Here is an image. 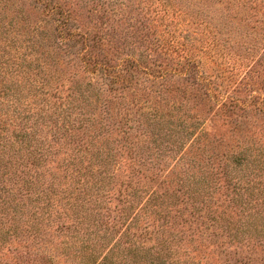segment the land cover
Segmentation results:
<instances>
[{"label": "trees", "instance_id": "16d2710c", "mask_svg": "<svg viewBox=\"0 0 264 264\" xmlns=\"http://www.w3.org/2000/svg\"><path fill=\"white\" fill-rule=\"evenodd\" d=\"M35 2L55 24L73 86L28 106L16 91L5 96L10 79L0 74V264H188L208 238L224 236V264L262 262L264 239L248 251L244 233L259 235L264 215V45L234 86L236 66L202 71L192 48L204 31L190 25L171 38L146 33L128 50L110 18L119 3ZM157 14L146 17L152 26L167 15ZM211 22L198 54L243 62ZM144 215L153 218V254L132 261L136 243L125 238ZM129 218L103 250L102 234L112 239Z\"/></svg>", "mask_w": 264, "mask_h": 264}, {"label": "rangeland", "instance_id": "374dc122", "mask_svg": "<svg viewBox=\"0 0 264 264\" xmlns=\"http://www.w3.org/2000/svg\"><path fill=\"white\" fill-rule=\"evenodd\" d=\"M106 1L109 2L110 0ZM112 1L120 5L119 13L112 14L110 18H112V22L116 20L120 26V35L125 44V49L130 47L128 46L129 42L133 39L136 40L138 45L143 44L146 33H149V37L151 36L154 39L161 37L163 39L165 32L168 31L169 34H166L165 37L171 38L174 36L175 31L177 35L181 34L182 29L188 28V25L193 31H204L199 36L203 41L205 34L209 31L205 32L203 21H212L213 26L211 27L215 30L214 32L224 39L228 38L229 44L235 46L234 49L232 48L233 50L231 49L232 53L234 55H243L245 59L243 62L241 59L235 62L229 59L230 56L221 57L222 53L218 50H215V53L220 57L215 56L214 61L209 55L200 56L198 50L202 46V41H199L198 46L194 45L192 48L193 53L196 51L197 59L203 68L202 71L207 74H211L214 71L216 73L221 72L223 69L230 70L232 69L231 67L236 66L234 70L236 75L232 76L233 81H235L234 86L237 85L236 83L241 77H244L246 65L253 63L256 59V57L251 55L260 53L264 45V6L261 4L263 0ZM254 5H258L255 6L256 9L253 7ZM35 6H37L35 0H0V63L5 62L9 65L8 68L1 69L0 74L6 73L10 79V83L4 89V94L5 96H11L13 91H16L21 95V103L24 105L29 103L28 106H36L34 103H32L33 105L30 103H38V97L41 95L44 97L43 93L46 91H48L49 95L57 93L58 96L61 93L66 96L70 87L73 86L70 82L73 70L66 68L65 60L62 59L61 52L56 48L59 36L56 32L55 24L47 22L45 20L46 14L42 12L43 10H38ZM109 9H112V6H109ZM152 12L153 18L158 15L157 13L167 15L163 19L154 20L152 26L151 21L146 18L149 15L152 16ZM228 14L232 16V19L227 18ZM199 17H201V21H199ZM89 20L91 19L86 18L84 21L87 22ZM205 43V46H207L209 39H205ZM222 59L225 60V63H221ZM263 79L264 76L257 81H262ZM227 82L229 83V81ZM262 85L259 84L257 86L262 87ZM43 97L40 99L38 106L43 105ZM242 138L243 135L237 133L232 139L237 143ZM176 159L167 160V162H172ZM233 159H235V156L232 161ZM250 172L251 176H254L252 171ZM192 186L196 191L203 187L200 184ZM145 200L146 198L140 199V205L145 204ZM140 205L133 209V214L130 217L133 218L134 214L137 211L139 212ZM144 217V219L143 216L138 219L136 228L125 238L126 241L136 243V247L130 250V252H133L129 254L132 261L135 258L140 261V258L146 255L145 250H147L148 255L153 254V250L149 251V248L153 247V218H147L145 215ZM258 222L261 226L258 228L259 235L253 228L251 232L244 233V239L246 240L244 245H246L247 250L249 249L248 251H250L251 247L255 248V245L264 239V215L258 217ZM129 223L130 218L124 226L118 229L116 234L114 233L112 239V234L107 239L106 235L102 234L103 241L106 244L103 250L106 251L118 240ZM134 233L135 236L132 237ZM225 239V236L219 240L208 238L211 244L209 249L206 251L205 248L196 252L194 259L189 260L188 264H224L223 254L218 251L220 250L219 245H221L227 251L226 253H230L228 251L231 250L227 247ZM58 241L61 243L63 239H58ZM222 242L225 243L222 245ZM139 244L144 247L142 252L140 251L142 247H139ZM25 246L26 244H20L19 241L13 244V248L16 249H22ZM80 247L81 244L78 242L77 246L72 249L79 248L80 250ZM257 255L259 258H263L264 251L259 249ZM262 263H264V260L255 262V264ZM146 264H153V258H147Z\"/></svg>", "mask_w": 264, "mask_h": 264}]
</instances>
